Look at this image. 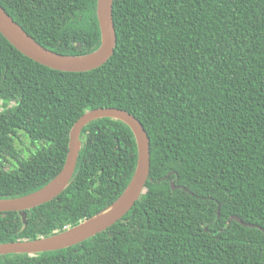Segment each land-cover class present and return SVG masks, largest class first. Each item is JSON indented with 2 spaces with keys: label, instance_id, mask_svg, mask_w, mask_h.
Returning a JSON list of instances; mask_svg holds the SVG:
<instances>
[{
  "label": "trees",
  "instance_id": "trees-1",
  "mask_svg": "<svg viewBox=\"0 0 264 264\" xmlns=\"http://www.w3.org/2000/svg\"><path fill=\"white\" fill-rule=\"evenodd\" d=\"M0 4L50 51L85 55L100 45L97 0ZM113 19L114 55L83 73L38 64L0 33V198L52 181L71 129L99 108L126 111L144 126L146 190L105 232L0 264H264V0H115ZM81 137L71 185L27 211L26 223L0 213V244L63 232L122 195L137 165L133 133L102 119Z\"/></svg>",
  "mask_w": 264,
  "mask_h": 264
},
{
  "label": "water",
  "instance_id": "water-1",
  "mask_svg": "<svg viewBox=\"0 0 264 264\" xmlns=\"http://www.w3.org/2000/svg\"><path fill=\"white\" fill-rule=\"evenodd\" d=\"M115 0H97L96 16L100 28L99 47L85 55H62L50 51L36 42L0 4V33L21 54L51 70L59 72L83 73L96 70L105 65L115 53L117 35L113 19ZM112 119L126 125L133 133L137 145V165L134 175L122 195L108 208L94 217L69 227L63 232L34 241L0 244V257L10 255L37 256L43 253L61 251L79 245L100 233L105 232L134 208L143 196L151 173V143L141 122L130 113L116 108H99L86 112L73 126L70 132L69 152L62 171L44 187L17 198H0V213L17 212L23 221H27V211L50 203L63 194L71 185L77 171L80 153L83 147V130L91 123ZM173 190L180 189L171 182ZM238 223L246 224L238 217H232Z\"/></svg>",
  "mask_w": 264,
  "mask_h": 264
}]
</instances>
